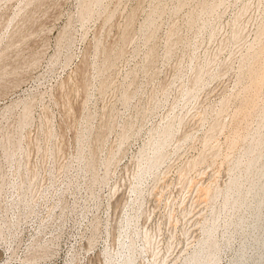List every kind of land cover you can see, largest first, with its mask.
Segmentation results:
<instances>
[{
	"label": "rangeland",
	"instance_id": "374dc122",
	"mask_svg": "<svg viewBox=\"0 0 264 264\" xmlns=\"http://www.w3.org/2000/svg\"><path fill=\"white\" fill-rule=\"evenodd\" d=\"M0 264H264V0H0Z\"/></svg>",
	"mask_w": 264,
	"mask_h": 264
}]
</instances>
